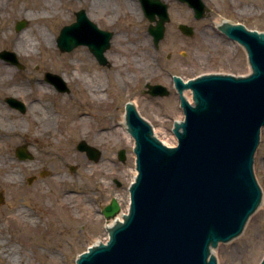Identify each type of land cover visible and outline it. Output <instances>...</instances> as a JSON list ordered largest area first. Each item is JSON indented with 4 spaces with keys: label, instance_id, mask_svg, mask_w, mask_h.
<instances>
[{
    "label": "rangeland",
    "instance_id": "rangeland-1",
    "mask_svg": "<svg viewBox=\"0 0 264 264\" xmlns=\"http://www.w3.org/2000/svg\"><path fill=\"white\" fill-rule=\"evenodd\" d=\"M53 1L56 11L48 10L39 20L32 18L41 12L37 0H12L0 18V50L15 52L26 66L24 70L11 66L6 83L0 85V105L12 114L0 119V192L5 197L0 204V243L18 251L13 259L20 264H76L90 243L106 238L107 219L102 210L113 198L126 195L136 168L134 146L124 140L120 121L128 101L137 102L156 137L171 146L176 138L173 127L182 113L173 76L188 81L208 73L240 77L252 71L244 47L225 35L215 19L264 33V0H204L210 13L200 20L186 3L163 0L169 5L170 21L157 51L140 0ZM80 10L89 18L103 19L110 30L119 33L112 41L109 59L113 66L107 73H102L86 46L69 53L58 48L63 27L75 22ZM22 20H27L28 26L17 31L16 24ZM180 24L194 27L193 36L180 32ZM39 29L54 40L52 52L48 53L42 42L30 52L15 48V40L24 34L40 41ZM46 72L62 75L71 92H58L52 85V93L39 96ZM74 73L88 78L92 92L73 78ZM107 81L106 94L101 96L100 87ZM148 82L163 84L170 94H146ZM10 95L25 101V114L6 104L4 97ZM81 116L87 119L83 124L78 122ZM34 118L40 123L33 122ZM47 126L52 133L35 138ZM7 127L20 131L7 135L3 130ZM82 140L102 151L99 161L90 160L77 149ZM25 144L33 160L16 156V148ZM120 150L125 151V161L119 159ZM41 168L48 171L47 177L39 176ZM254 173L262 189V203L242 234L212 248L218 264H261L264 257V128L254 157ZM32 175L38 178L29 185L27 178ZM62 177L65 182H60ZM123 209L120 205V211ZM9 258L0 253V264H8Z\"/></svg>",
    "mask_w": 264,
    "mask_h": 264
},
{
    "label": "water",
    "instance_id": "water-1",
    "mask_svg": "<svg viewBox=\"0 0 264 264\" xmlns=\"http://www.w3.org/2000/svg\"><path fill=\"white\" fill-rule=\"evenodd\" d=\"M180 1L193 9L196 19L205 18L210 11L204 0ZM141 3L151 23L154 47L159 49L170 21L169 5L163 0ZM76 16L75 23L62 29L58 47L71 52L91 45L106 64L104 53L113 34L100 31L85 10ZM27 25V20L19 21L16 30L22 31ZM178 29L188 37L195 31L188 24H180ZM221 30L244 46L252 73L243 77L204 75L187 83L176 77L185 115L184 121L175 124L177 147L158 141L151 125L134 107L129 108L127 121L136 140L138 170L131 187L130 214L112 230L107 245L90 250L78 264H218L212 248L242 234L261 204L254 156L264 127V33L230 22ZM0 58L24 68L16 53L2 51ZM46 79L59 91L68 90L60 75L48 72ZM147 87L154 96L169 94L163 85ZM186 88L192 90L194 104L184 98ZM8 101L25 111L20 100ZM78 150L94 161L102 156L86 141L78 144ZM16 154L22 160L33 159L26 146H19ZM119 159L125 161L124 150L119 151ZM3 202L0 193V204ZM119 211L120 205L113 198L103 214L109 219Z\"/></svg>",
    "mask_w": 264,
    "mask_h": 264
},
{
    "label": "bare ground",
    "instance_id": "bare-ground-1",
    "mask_svg": "<svg viewBox=\"0 0 264 264\" xmlns=\"http://www.w3.org/2000/svg\"><path fill=\"white\" fill-rule=\"evenodd\" d=\"M11 1L12 0H0V18L3 16L4 11H6V9H8L10 7ZM129 1H131V0H129ZM36 4H38L41 12L34 14L32 16V18L34 20H39L40 18L45 16V15H43V13L48 14V10H50V9L52 11L54 10V12L56 11V3L53 0H37ZM132 4H133V2H131V4H129V8L133 10ZM135 7H137V9H136L137 12H139V14L142 16L143 13L141 11L139 4H136ZM215 23L219 28H222V29L226 28L227 22L224 19L216 18ZM37 31H38V37L41 39L40 41L33 40L28 35L24 34L15 40V48L19 52H30L33 48H35L36 46L39 45V43L42 42L45 45V48L48 51V53L52 52V48L54 46V40H52L50 35L45 30L39 29ZM152 40H153V37H152ZM11 70H12L11 65L6 61H4L2 63V65H0V85L6 83V80H7L6 77L8 76V73ZM208 74H211V73H208ZM249 74H251V73H248V75ZM73 78H77V79L81 80L84 83V85L88 88V91L92 92V89L90 88V87H92V83L88 80V78L85 75L83 77L81 75H76L74 73ZM44 83H43L44 84L43 87L40 88L37 92V94L39 96H43L47 93L53 92L52 85L47 83L46 81ZM191 92H192V90L190 88H188V89L186 88V90L184 91L185 98L187 100H189L190 102H191V98H192ZM130 104L136 106L135 102L130 103ZM35 107H36L37 111H39V106L35 105ZM8 116H12V114L8 111V109L5 106L0 105V119H5ZM183 119H184V110L182 108V113H181V116L177 118V123H179V122L181 123L183 121ZM86 120L87 119H85L83 116L78 118V122L81 124L85 123ZM120 121H121V124L123 127L122 131H123V135H124V140L128 141L130 143V145H132V147H133L135 145V139H134V136L132 135V132L130 131L128 121H127V117H121ZM33 122L40 123L35 118L33 119ZM3 130L5 131V133H7V135H11L15 131H20V129H15V127H7V129L3 128ZM51 133H52V131H51L50 127L47 126V127H44L42 129V131H40L39 133H36L35 138H43V137H45ZM99 140H100V138H99ZM101 140H102V138H101ZM176 140L177 139L174 138V141L170 142V145L171 146L176 145ZM117 141L119 142L118 139H117ZM4 161H6V160L4 159ZM72 169H74V168H72ZM47 175H49V174H47ZM47 175L45 177H47ZM137 175H138V170H137V168H134L132 170V180H131L132 182L136 180ZM65 180H66L65 177L60 178V182H65ZM116 198L122 207H123V205L125 206V209H123L122 211H119V213L116 214L114 217L107 219V230H106V234H105L106 238L105 239L102 238L100 240L98 239V240H95L93 243H90L89 244L90 245L89 250H91V251L96 249L97 247L102 246V245H107L106 243H107V241H109V239L111 237L112 230L117 225H120L122 222H124L130 214V210H131V208H130V206H131V191H130V189H128L125 196H123V195L119 196L118 195ZM260 205H259V207H260ZM258 208H257V210H258ZM34 244H35V242H34ZM15 252H18L15 248L7 246L5 243H0V253L1 254L5 253V254H8V256H11V258H9L11 260H8V264H20L19 262L16 263V261L13 259L14 255L16 254ZM84 254H86V253H81L79 256L81 257Z\"/></svg>",
    "mask_w": 264,
    "mask_h": 264
},
{
    "label": "flooded vegetation",
    "instance_id": "flooded-vegetation-1",
    "mask_svg": "<svg viewBox=\"0 0 264 264\" xmlns=\"http://www.w3.org/2000/svg\"><path fill=\"white\" fill-rule=\"evenodd\" d=\"M90 11L92 12V10H90ZM91 14L94 15V13H91ZM208 16H209V15H208ZM93 17H94V16H93ZM90 20H91L92 22H94V23L98 26V28H99L101 31H110V32L113 33V38H112V40H111V47H110V49H108V50L105 52V58H106V60H107L106 64L102 63V62L96 57V55H95V53H94V49H93V47H92L91 45H90V46H86L87 49H88V51H89V53L91 54V56H92L94 62H95V63L100 67V69L102 70V73H104V72L107 73V71L110 70L111 67L113 66V63H112V62L110 61V59H109V58H110V56H109V52H110V50H111V48H112V41L114 40V38H115L116 36H118L119 33H116V32H115L116 30H110V29L106 26V24H105V22L103 21V19H98V18H97V20H96V19H94V18H93V19L90 18ZM100 46H104V42H103ZM0 60H1V61H4V60L1 59V58H0ZM10 65L12 66L13 64H10ZM120 78H121V75H120ZM45 81H46L47 83H49L46 79H45ZM120 81H121V86L125 89L127 86H126V84L122 81V78L120 79ZM107 84H109L108 81H107V83H106L105 85H103L102 87H100V89H101V91H100V95H101V96H103V95L106 94V90H104V87L107 86ZM151 84H152V83H151ZM136 85H137V87H138V86H139V83H137ZM144 87H145V93H146V94H149V93H148V89H146V85H145ZM67 89H68V90H67L66 92H64V93H70V92H71V89L68 87V85H67ZM130 92H131V91H130ZM149 95H151V94H149ZM130 96H132V92H131ZM151 96H152V95H151ZM11 97H16L17 99L22 100L21 98H19V97H17V96L10 95V96H6V97H4L6 104H7L10 108L14 109L15 111H19V112L25 114V113L27 112V110H28L25 101L22 100V101L25 103V111L22 112V110H21L20 108H16V107L13 106L12 104H10V102L8 101V99L11 98ZM153 97H157V96H153ZM135 103H137V102H135ZM116 106H117V105H116ZM116 106H114V109L116 108ZM117 108H118V106H117ZM23 146H26V147H27V150H28V146H27L26 144L23 145ZM16 149H17V148H16ZM33 159H34V157H33ZM33 159H32V160H33ZM45 170H46L45 168H41V169L38 171V172H39V176H40L41 178H43L41 175H42V173H43ZM46 171H47V170H46ZM47 174H49L48 171H47ZM29 178H32V179H33V182H32V184H33L34 181L37 180L38 176H37V175H32V176H30V177L27 178V183H28L29 185H32V184L29 183Z\"/></svg>",
    "mask_w": 264,
    "mask_h": 264
}]
</instances>
